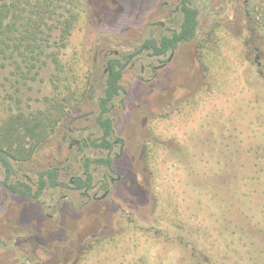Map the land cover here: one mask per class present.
<instances>
[{
    "label": "rangeland",
    "instance_id": "374dc122",
    "mask_svg": "<svg viewBox=\"0 0 264 264\" xmlns=\"http://www.w3.org/2000/svg\"><path fill=\"white\" fill-rule=\"evenodd\" d=\"M179 2L84 0L63 55L81 77L78 60L89 66L88 94L32 159L14 162L13 181L36 187L57 169L64 186L28 199L0 168V264H264V0H193L194 41L162 58L141 51L179 29ZM110 59L124 66L111 112L123 145L111 171L92 166L85 195L70 180L108 153L69 143L101 136ZM55 76L44 66L19 107L42 109Z\"/></svg>",
    "mask_w": 264,
    "mask_h": 264
},
{
    "label": "trees",
    "instance_id": "16d2710c",
    "mask_svg": "<svg viewBox=\"0 0 264 264\" xmlns=\"http://www.w3.org/2000/svg\"><path fill=\"white\" fill-rule=\"evenodd\" d=\"M83 6L84 0H0V168L4 171L5 188L14 195L39 200L49 188L64 186L57 169L40 173L36 187L13 181L14 162L32 159L88 94L89 66L84 60H78L84 76L81 77L77 63L63 55L73 31L86 21ZM179 9L182 14L179 29L159 42L146 41L142 49L162 58L174 53L181 44L196 39L200 28L199 10L193 0H180ZM248 13L252 18L255 12ZM50 63L56 72L53 94L45 99L42 109L24 111L19 107L23 86L37 81L42 68ZM106 69L105 88L98 102L100 113L96 118L101 136L69 143L70 148H94L108 153L107 157L97 160L85 159L84 177L70 180L73 188L85 195L95 186L92 166L111 171L112 153L118 145H123V140L116 136V123L111 115L112 106L123 91V65L119 59H110ZM106 193L110 194V190Z\"/></svg>",
    "mask_w": 264,
    "mask_h": 264
},
{
    "label": "flooded vegetation",
    "instance_id": "af4514ba",
    "mask_svg": "<svg viewBox=\"0 0 264 264\" xmlns=\"http://www.w3.org/2000/svg\"><path fill=\"white\" fill-rule=\"evenodd\" d=\"M143 50H144V49H142L141 51H143ZM171 54H172V53H171ZM173 54H174V53H173ZM173 54H172V55H173ZM165 57H166V56H165ZM133 58H134V56H129V57H128L129 60H132ZM120 61H121V60H120ZM122 65H123V64H122ZM123 70H124V66H123ZM107 71H108V70L106 69V73H107Z\"/></svg>",
    "mask_w": 264,
    "mask_h": 264
}]
</instances>
